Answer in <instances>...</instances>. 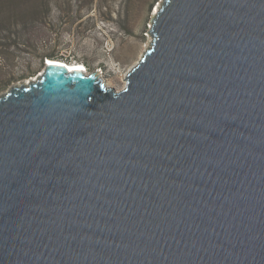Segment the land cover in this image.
Instances as JSON below:
<instances>
[{
    "label": "water",
    "instance_id": "1",
    "mask_svg": "<svg viewBox=\"0 0 264 264\" xmlns=\"http://www.w3.org/2000/svg\"><path fill=\"white\" fill-rule=\"evenodd\" d=\"M150 24L120 90L45 61L0 95V264H264V0Z\"/></svg>",
    "mask_w": 264,
    "mask_h": 264
},
{
    "label": "rangeland",
    "instance_id": "2",
    "mask_svg": "<svg viewBox=\"0 0 264 264\" xmlns=\"http://www.w3.org/2000/svg\"><path fill=\"white\" fill-rule=\"evenodd\" d=\"M160 2L39 0L32 45L19 44L0 57L16 78L0 95L35 79L43 72L48 55L82 64L88 74L97 73L109 87L122 89L127 73L150 44L151 14Z\"/></svg>",
    "mask_w": 264,
    "mask_h": 264
},
{
    "label": "trees",
    "instance_id": "3",
    "mask_svg": "<svg viewBox=\"0 0 264 264\" xmlns=\"http://www.w3.org/2000/svg\"><path fill=\"white\" fill-rule=\"evenodd\" d=\"M38 5L39 0H0V57L19 44L32 45L37 36L33 24L39 20ZM48 56L46 59H57ZM15 80L7 65L0 62V90Z\"/></svg>",
    "mask_w": 264,
    "mask_h": 264
},
{
    "label": "bare ground",
    "instance_id": "4",
    "mask_svg": "<svg viewBox=\"0 0 264 264\" xmlns=\"http://www.w3.org/2000/svg\"><path fill=\"white\" fill-rule=\"evenodd\" d=\"M155 11H156V10H155ZM155 11H154V12H155ZM154 12H153V13H154ZM46 61H48V63H52L53 61H56V62H58L59 64H61V65H63V66H66L69 70H71L72 68H75V69H81L82 71H84L85 73L88 74V72L86 71V68L84 67V65L79 64V63H75V62H73V63H66V62H64V61H60V60H58V59H46ZM95 75L97 76V78L100 77V75L97 74V73H95Z\"/></svg>",
    "mask_w": 264,
    "mask_h": 264
}]
</instances>
